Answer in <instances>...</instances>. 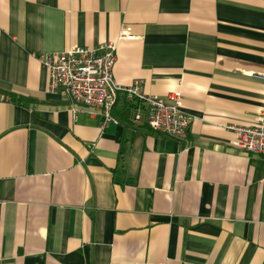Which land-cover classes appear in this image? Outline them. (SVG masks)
Instances as JSON below:
<instances>
[{"label": "crops", "instance_id": "obj_1", "mask_svg": "<svg viewBox=\"0 0 264 264\" xmlns=\"http://www.w3.org/2000/svg\"><path fill=\"white\" fill-rule=\"evenodd\" d=\"M110 41L183 138L49 89L42 57ZM263 116L264 0H0V264H264V158L229 129Z\"/></svg>", "mask_w": 264, "mask_h": 264}, {"label": "built area", "instance_id": "obj_2", "mask_svg": "<svg viewBox=\"0 0 264 264\" xmlns=\"http://www.w3.org/2000/svg\"><path fill=\"white\" fill-rule=\"evenodd\" d=\"M116 44L106 42L97 48L71 47L42 57V63L50 72L49 89H61L75 104L98 110L101 116L99 127L109 122L117 123L111 110L119 94L135 101L133 121L144 122L158 133L174 138H183L192 117L180 106V95L166 98L147 94L141 80L121 85L113 78ZM236 137L233 145L264 158V116L252 125L229 126Z\"/></svg>", "mask_w": 264, "mask_h": 264}, {"label": "trees", "instance_id": "obj_3", "mask_svg": "<svg viewBox=\"0 0 264 264\" xmlns=\"http://www.w3.org/2000/svg\"><path fill=\"white\" fill-rule=\"evenodd\" d=\"M10 98H11V100H13L15 102H19V101H22L24 99L23 97L15 96V95H11Z\"/></svg>", "mask_w": 264, "mask_h": 264}]
</instances>
